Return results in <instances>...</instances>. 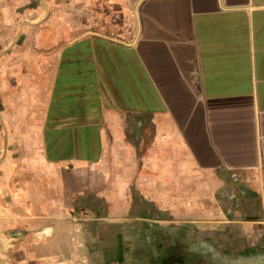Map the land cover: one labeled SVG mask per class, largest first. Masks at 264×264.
I'll use <instances>...</instances> for the list:
<instances>
[{
    "label": "crops",
    "instance_id": "crops-1",
    "mask_svg": "<svg viewBox=\"0 0 264 264\" xmlns=\"http://www.w3.org/2000/svg\"><path fill=\"white\" fill-rule=\"evenodd\" d=\"M70 3L0 50V264H264V0Z\"/></svg>",
    "mask_w": 264,
    "mask_h": 264
},
{
    "label": "rangeland",
    "instance_id": "rangeland-1",
    "mask_svg": "<svg viewBox=\"0 0 264 264\" xmlns=\"http://www.w3.org/2000/svg\"><path fill=\"white\" fill-rule=\"evenodd\" d=\"M78 12V4L72 6L70 0H0V50L13 42L17 34L19 44L24 40L28 48L31 46L35 48L37 47L35 35L38 32L63 29V23L60 21L50 23L49 17L54 19L56 15L58 21L65 14H78ZM73 26L75 28L72 30H79L78 23H73ZM46 36L43 38L44 47L47 44ZM3 127L5 128L0 122V130H3Z\"/></svg>",
    "mask_w": 264,
    "mask_h": 264
}]
</instances>
